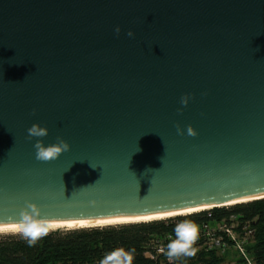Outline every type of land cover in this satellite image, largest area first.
Instances as JSON below:
<instances>
[{"label":"water","instance_id":"1","mask_svg":"<svg viewBox=\"0 0 264 264\" xmlns=\"http://www.w3.org/2000/svg\"><path fill=\"white\" fill-rule=\"evenodd\" d=\"M263 197L264 0H0V224Z\"/></svg>","mask_w":264,"mask_h":264},{"label":"trees","instance_id":"2","mask_svg":"<svg viewBox=\"0 0 264 264\" xmlns=\"http://www.w3.org/2000/svg\"><path fill=\"white\" fill-rule=\"evenodd\" d=\"M184 220L199 227L197 253L169 260L167 244ZM116 248L134 250L133 264H228L227 249L232 264H264V197L146 222L57 228L32 246L19 233H0V264H99Z\"/></svg>","mask_w":264,"mask_h":264},{"label":"clouds","instance_id":"3","mask_svg":"<svg viewBox=\"0 0 264 264\" xmlns=\"http://www.w3.org/2000/svg\"><path fill=\"white\" fill-rule=\"evenodd\" d=\"M120 29L116 28V33L119 34ZM129 37L133 36L130 31L127 33ZM180 103L187 107L189 96L181 97ZM29 138L46 137L48 129L41 127L39 124H33L28 130ZM178 134H183V131L177 126ZM187 133L189 136H196L195 130L188 126ZM36 150L35 157L38 161L51 162L61 156L62 153L70 151V145L61 137H57V142L45 146L42 139H37L34 144ZM139 151V150H138ZM163 163V161H162ZM41 212L36 204L27 203L24 210L20 212V220L18 222V233L27 239L29 246L34 245L40 238L48 235V222L40 219ZM199 227L191 220H184L177 224L174 229L175 238L169 239L167 244V256L169 260L177 259L181 256L193 257L197 253L194 247L198 239ZM134 250L127 251L124 248H116L107 253L99 262V264H133Z\"/></svg>","mask_w":264,"mask_h":264},{"label":"bare ground","instance_id":"4","mask_svg":"<svg viewBox=\"0 0 264 264\" xmlns=\"http://www.w3.org/2000/svg\"><path fill=\"white\" fill-rule=\"evenodd\" d=\"M209 208V206H195L191 208L181 209L173 212L167 213H158V214H146L142 216L136 217H112V218H103L98 219L94 222H86V221H47L48 222V230H53L57 228H73L72 226L77 224L78 226H86L89 224H113V223H121V222H134V221H147V220H154V219H162L168 216H174L179 214H187L192 212H197L200 210H204ZM60 230V229H59ZM0 233H18V223H11V224H0Z\"/></svg>","mask_w":264,"mask_h":264},{"label":"rangeland","instance_id":"5","mask_svg":"<svg viewBox=\"0 0 264 264\" xmlns=\"http://www.w3.org/2000/svg\"><path fill=\"white\" fill-rule=\"evenodd\" d=\"M231 236H234V233H231ZM227 257L224 258V261L227 262L228 264H232L235 260V258L232 256L233 255V250L232 249H227L226 251Z\"/></svg>","mask_w":264,"mask_h":264},{"label":"built area","instance_id":"6","mask_svg":"<svg viewBox=\"0 0 264 264\" xmlns=\"http://www.w3.org/2000/svg\"><path fill=\"white\" fill-rule=\"evenodd\" d=\"M221 229L225 232L226 235L231 236V231L229 230L228 227H225L224 225H222Z\"/></svg>","mask_w":264,"mask_h":264}]
</instances>
